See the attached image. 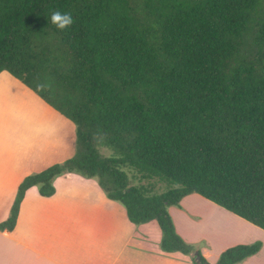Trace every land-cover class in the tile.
<instances>
[{"label":"trees","instance_id":"trees-1","mask_svg":"<svg viewBox=\"0 0 264 264\" xmlns=\"http://www.w3.org/2000/svg\"><path fill=\"white\" fill-rule=\"evenodd\" d=\"M57 11L73 23L58 29ZM3 70L77 139L72 157L21 181L0 231L15 228L30 187L51 196L66 173L96 179L137 226L155 221L162 252L193 264L169 212L186 195L264 229V0H0ZM262 246H231L216 263L198 251L238 264Z\"/></svg>","mask_w":264,"mask_h":264},{"label":"crops","instance_id":"crops-1","mask_svg":"<svg viewBox=\"0 0 264 264\" xmlns=\"http://www.w3.org/2000/svg\"><path fill=\"white\" fill-rule=\"evenodd\" d=\"M76 126L7 70L0 72V222L7 219L21 181L72 157ZM55 193L30 187L15 228L0 231V264H193L160 246L155 221L137 226L94 178L66 173ZM169 212L181 237L211 263L237 244L262 241L238 264H264V229L192 193Z\"/></svg>","mask_w":264,"mask_h":264},{"label":"clouds","instance_id":"clouds-1","mask_svg":"<svg viewBox=\"0 0 264 264\" xmlns=\"http://www.w3.org/2000/svg\"><path fill=\"white\" fill-rule=\"evenodd\" d=\"M50 20L53 24L56 25L58 29H65L69 27L73 23V17L70 13L64 12L61 13L59 11L53 12L51 14Z\"/></svg>","mask_w":264,"mask_h":264},{"label":"rangeland","instance_id":"rangeland-1","mask_svg":"<svg viewBox=\"0 0 264 264\" xmlns=\"http://www.w3.org/2000/svg\"><path fill=\"white\" fill-rule=\"evenodd\" d=\"M101 152L106 155V156H109L112 154V150L107 148V147H101L100 148ZM166 189V184L164 183H160V182H157L156 185H155V190L156 191H163ZM154 223V222H153ZM160 230V229H159ZM160 233V231H159Z\"/></svg>","mask_w":264,"mask_h":264},{"label":"water","instance_id":"water-1","mask_svg":"<svg viewBox=\"0 0 264 264\" xmlns=\"http://www.w3.org/2000/svg\"><path fill=\"white\" fill-rule=\"evenodd\" d=\"M194 255H195V262L196 264H204L202 261H201V256L199 255V251L196 250L194 252Z\"/></svg>","mask_w":264,"mask_h":264}]
</instances>
